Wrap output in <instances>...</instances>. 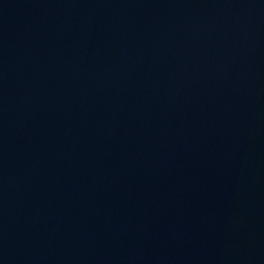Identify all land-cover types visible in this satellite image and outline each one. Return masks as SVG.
<instances>
[{"label": "water", "instance_id": "water-1", "mask_svg": "<svg viewBox=\"0 0 264 264\" xmlns=\"http://www.w3.org/2000/svg\"><path fill=\"white\" fill-rule=\"evenodd\" d=\"M0 264H264V0H0Z\"/></svg>", "mask_w": 264, "mask_h": 264}]
</instances>
